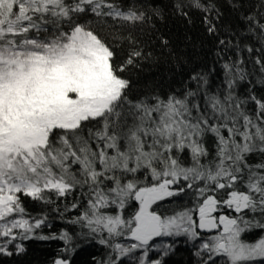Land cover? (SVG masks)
I'll list each match as a JSON object with an SVG mask.
<instances>
[{"label": "snow or ice", "instance_id": "1", "mask_svg": "<svg viewBox=\"0 0 264 264\" xmlns=\"http://www.w3.org/2000/svg\"><path fill=\"white\" fill-rule=\"evenodd\" d=\"M35 243L264 264V0H0V264Z\"/></svg>", "mask_w": 264, "mask_h": 264}, {"label": "trees", "instance_id": "2", "mask_svg": "<svg viewBox=\"0 0 264 264\" xmlns=\"http://www.w3.org/2000/svg\"><path fill=\"white\" fill-rule=\"evenodd\" d=\"M168 34L171 36L174 43L178 42L183 38L188 29L180 21L172 22L168 24ZM167 31V30H166ZM199 31V20H196L195 27L191 29V32L195 34ZM205 57L203 54L193 55L192 61L188 62L186 59H183L184 67L182 68L178 64H164L161 65L158 69H153L152 74L157 81L162 80L165 86V90L168 85L173 87L179 86V83L182 79L185 78V74L190 70L195 64L204 61ZM211 57H208L210 62ZM55 250V245L35 243L32 245V251L29 256L31 264H46L48 259V253ZM97 249H89L88 252H94ZM88 252L81 253L80 260L77 261V264H83L84 260L88 258ZM176 261H179L180 264H186L188 260L187 251L181 249L176 257L173 258Z\"/></svg>", "mask_w": 264, "mask_h": 264}]
</instances>
